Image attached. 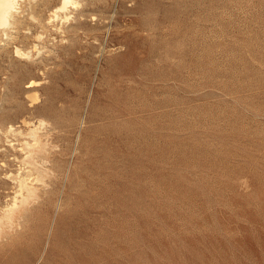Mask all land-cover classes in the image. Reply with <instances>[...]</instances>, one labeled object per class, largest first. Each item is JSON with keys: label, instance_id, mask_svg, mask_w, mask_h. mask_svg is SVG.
Returning a JSON list of instances; mask_svg holds the SVG:
<instances>
[{"label": "rangeland", "instance_id": "obj_1", "mask_svg": "<svg viewBox=\"0 0 264 264\" xmlns=\"http://www.w3.org/2000/svg\"><path fill=\"white\" fill-rule=\"evenodd\" d=\"M60 2L0 40V264H264V0Z\"/></svg>", "mask_w": 264, "mask_h": 264}, {"label": "bare ground", "instance_id": "obj_2", "mask_svg": "<svg viewBox=\"0 0 264 264\" xmlns=\"http://www.w3.org/2000/svg\"><path fill=\"white\" fill-rule=\"evenodd\" d=\"M22 1H25V0H0V40H3V37L5 36V38H11L12 35H15L11 32H17L19 33V30H15L18 28V23H19V20H20V16L22 14V12L24 11L23 8H22ZM77 2V0H61L60 4H58L56 6V8H54V13L53 15L54 16H61V17H65V18H69L70 17V14L69 13H65L64 15L61 13L62 11H68L69 9V6H72L74 5L75 3ZM28 9V8H27ZM28 13V12H27ZM31 14V13H30ZM27 15V14H26ZM28 16V15H27ZM32 18V17H31ZM54 19V18H53ZM51 19V20H53ZM50 20V19H49ZM21 22V21H20ZM20 26V24H19ZM21 28V27H20ZM17 33V35H18ZM16 35V36H17ZM37 36V35H36ZM15 37V36H14ZM40 37V36H39ZM16 38V37H15ZM11 41V39H8ZM4 41V40H3ZM16 41V39L14 40V42ZM13 42V40H12ZM12 42H8V43H12ZM6 43V42H4ZM6 45H10V44H6ZM15 45V44H14ZM16 46V45H15ZM4 48H6V46H3ZM3 47H0L1 49ZM8 47V46H7ZM37 47V44L35 45L34 48ZM5 52H7L6 50H4ZM14 52V51H12ZM15 52L18 56H28L30 57L31 56V50L30 51H26L24 50L22 47L20 46H16L15 47ZM3 53V52H2ZM8 53V52H7ZM1 54V52H0ZM2 55V54H1ZM1 57V56H0ZM31 82L28 84V86H32L36 83V80H30ZM41 123V122H40ZM42 123H44L42 121ZM46 123V122H45ZM13 124V123H12ZM10 125L9 126V130L10 131H14L16 129V127H14L13 125ZM27 124V123H25ZM30 124V123H29ZM15 125V123H14ZM37 125V124H36ZM35 126V125H33ZM41 127V124L39 125ZM18 127V126H17ZM30 127V126H29ZM32 127V126H31ZM37 127L38 126H35V127H32L30 128V131H29V135L31 137H33V139L35 140L34 143L35 144H40L41 142V139L39 137L40 134L37 133ZM43 127V126H42ZM19 129V127H18ZM21 129V128H20ZM0 131H1V128H0ZM41 131V130H40ZM27 132V130L25 131ZM24 132V133H25ZM19 135V134H18ZM24 136V135H23ZM27 136V135H26ZM42 136V135H40ZM28 138V137H27ZM26 138V140H28ZM43 139V138H42ZM31 141V140H30ZM30 141H26L25 143L28 144V145H31V142ZM37 145H35L36 147ZM43 146V145H42ZM41 146V147H42ZM28 148V147H27ZM31 148V147H30ZM33 148V147H32ZM40 149V148H39ZM28 151V150H27ZM31 158V156H30ZM26 159V158H25ZM28 159V158H27ZM34 158L30 159L33 160ZM25 162V161H24ZM32 163V162H31ZM21 167V166H20ZM25 167V166H24ZM28 168V166H27ZM24 169H22L23 171ZM29 170H27L28 172ZM37 171V170H35ZM19 172V171H18ZM17 172V173H18ZM25 174H26V170L24 171ZM23 172V174H24ZM42 172V171H41ZM30 173V171H29ZM16 174V173H15ZM22 174V175H23ZM14 175V174H13ZM12 175V176H13ZM20 175V174H19ZM26 175H29V174H26ZM32 175V174H31ZM11 176V175H9ZM11 176V177H12ZM18 176V174H17ZM16 176V177H17ZM37 176V174H36ZM19 177V176H18ZM14 178V177H13ZM29 177L28 176H20V178L18 179L20 181V188H19V194L17 193L16 196L18 195H23V200L25 201L29 195L33 194V192L35 191V187L34 186H31L30 185V182H29ZM31 178H34V177H31ZM15 181V180H14ZM36 183V182H35ZM18 186V185H17ZM15 192V191H14ZM12 197V196H11ZM9 199H12V198H9ZM13 200V199H12ZM16 204V202L14 203ZM17 206V205H16ZM2 209V208H1ZM3 210V209H2ZM5 211V210H4Z\"/></svg>", "mask_w": 264, "mask_h": 264}]
</instances>
